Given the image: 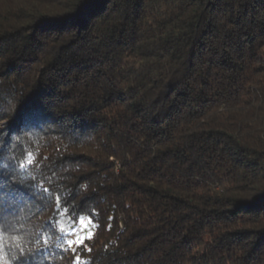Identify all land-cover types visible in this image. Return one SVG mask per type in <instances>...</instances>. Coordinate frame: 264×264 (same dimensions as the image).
Listing matches in <instances>:
<instances>
[{"label":"trees","instance_id":"1","mask_svg":"<svg viewBox=\"0 0 264 264\" xmlns=\"http://www.w3.org/2000/svg\"><path fill=\"white\" fill-rule=\"evenodd\" d=\"M1 122L0 264H264V0H0Z\"/></svg>","mask_w":264,"mask_h":264},{"label":"snow or ice","instance_id":"2","mask_svg":"<svg viewBox=\"0 0 264 264\" xmlns=\"http://www.w3.org/2000/svg\"><path fill=\"white\" fill-rule=\"evenodd\" d=\"M5 131H6V126H5V128H0V133H4ZM21 167L23 168L24 165H21ZM2 187H3V185H0V210H2L4 207V201H3L4 193L2 191ZM37 191L48 193V189H43V188H41ZM32 194L35 195V193H32ZM56 200H57V210L59 211L60 197L57 196ZM82 222H83V218L81 217V223ZM52 224H53V221L48 222V225H52ZM46 228H47V226H46ZM53 231H54V229H53ZM90 235L91 234H89V238H90ZM83 239H84V237H80L79 242H82ZM67 243L69 245H71L73 243V241L69 240ZM40 251H44V250L42 249ZM38 254H39L38 252H33V253H29L28 255H25L23 249H21L20 256H19L18 260L16 261V264H29V258L34 259ZM77 260H79V258H77Z\"/></svg>","mask_w":264,"mask_h":264},{"label":"rangeland","instance_id":"3","mask_svg":"<svg viewBox=\"0 0 264 264\" xmlns=\"http://www.w3.org/2000/svg\"><path fill=\"white\" fill-rule=\"evenodd\" d=\"M2 127H3V123L1 122L0 128ZM89 234H91L90 238H89ZM93 234H94V227L92 223L89 220L84 219L83 222L79 225V227L69 237V240L73 241V243L69 246H71L74 249L75 247L86 243L88 240H91L93 238ZM80 237H84L82 242H79Z\"/></svg>","mask_w":264,"mask_h":264}]
</instances>
